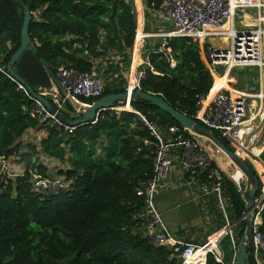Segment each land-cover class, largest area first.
Instances as JSON below:
<instances>
[{"label": "trees", "instance_id": "16d2710c", "mask_svg": "<svg viewBox=\"0 0 264 264\" xmlns=\"http://www.w3.org/2000/svg\"><path fill=\"white\" fill-rule=\"evenodd\" d=\"M22 1L32 17L28 33L36 55L54 73L59 66L91 73L92 62L82 58L86 55H115L128 61L136 33L132 0ZM142 1L150 9L158 8L161 2ZM22 20L19 3L0 0L2 66L19 47ZM137 40L138 36L135 43ZM168 49L176 61L174 67L167 57ZM144 57L145 64L139 69L145 73L140 90L157 95L194 119L198 98H205L212 84L198 45L187 38L172 37L160 41ZM120 79L114 86L104 82L99 97L124 91L125 79ZM218 82L219 87L224 83L220 79ZM99 97L66 99L60 113L73 120L80 114L78 103L90 105ZM129 105L130 110L111 109L124 106L116 101L92 122L71 130L64 125L41 124L32 112L33 102L0 72V157L21 166L12 176L0 165V264H180L168 247L152 243L141 230L143 200L136 190L152 175L157 141L139 115L152 122L164 140L173 138L167 130L171 125L177 126L185 137L190 133L145 99H136ZM37 125L44 126L45 136L39 142L22 141L23 134ZM206 129L234 151L222 131ZM160 130L165 131L167 138ZM52 160L62 164L56 176L68 186L58 194L43 197L33 192L32 174L52 177ZM244 162L258 177L250 160L244 158ZM255 162L264 172V165ZM210 166L215 168L213 163ZM221 185L227 222L231 223L245 212L249 183L245 178V184L240 183L237 191L222 175ZM261 187L259 181L255 198ZM260 219L259 231L264 237V205ZM244 226L242 219L232 227L234 246L229 235L222 237L223 263L232 264ZM248 263L255 264L251 246ZM205 264L221 263L208 254Z\"/></svg>", "mask_w": 264, "mask_h": 264}, {"label": "built area", "instance_id": "2783aa9c", "mask_svg": "<svg viewBox=\"0 0 264 264\" xmlns=\"http://www.w3.org/2000/svg\"><path fill=\"white\" fill-rule=\"evenodd\" d=\"M132 1L134 3V0ZM152 10L156 11L168 26V30L160 34L164 42L172 37H183L196 43L203 52L211 73H215L218 66L229 70L254 67L258 69L259 77H262L260 74L264 71V0H161L158 8ZM169 52L170 50H167V57L170 66L174 67L176 61ZM0 72L33 102L32 112L37 116L39 123H50L57 127L64 125L65 129H73L31 96L24 84L6 71V65H0ZM54 74L64 94H61L53 83L51 87H34V90L59 112L66 99L96 98L101 95L104 80L97 73H84L59 66ZM144 77V70L137 71L132 83L127 84L125 90L129 93L140 89V81ZM205 100L206 98H198V110L194 115V119L203 127L222 131L232 146L245 140L252 143L256 139V127L264 123L263 91L259 90L253 94L240 93L238 97L217 92L206 103ZM128 108L129 104H124L111 109L120 111ZM139 117L157 141V149L152 159V175L136 190V195L143 200V235L154 244L168 247L171 255L179 259L180 264H205L208 254L214 255L218 262L225 264L222 262L223 255L219 246L212 245L209 240L203 243L184 241L167 228L154 203L160 188L170 186L169 174L174 166H177L181 174L197 181L200 196L205 197L210 193L215 196L217 206L227 222V203L221 185L222 173L210 166L212 162L196 144L198 135L194 136L193 132L186 130L190 136L185 137L177 126L171 125L167 130L173 138L164 140L152 122L142 115ZM241 150L234 151L241 155ZM214 152L219 153L220 150L215 147ZM0 165L1 170L6 169L2 157ZM67 186L62 177L32 174V189L37 195H55L66 190ZM263 193L264 189L255 199L252 211L254 222L250 246L255 264H262L260 259L264 257V237L259 231L260 211L264 205ZM198 197L195 198L197 203ZM242 219L244 213L236 221L227 222L225 226L224 235H229L233 246L231 229Z\"/></svg>", "mask_w": 264, "mask_h": 264}, {"label": "crops", "instance_id": "0c3cea01", "mask_svg": "<svg viewBox=\"0 0 264 264\" xmlns=\"http://www.w3.org/2000/svg\"><path fill=\"white\" fill-rule=\"evenodd\" d=\"M133 4L134 10L137 14V8L139 5L138 9H140L141 13V36L139 37L137 35L136 30L135 40L138 36L137 44L135 43V47L132 46V49L129 52L130 57H128V61L125 62L120 57L115 55H108L106 57H91L87 55H82V58L84 60H89L92 62L93 68L91 72L101 75L104 82L106 84H109L110 86H114L120 83V77L125 79L126 86L127 84H131L132 78L135 73L139 71L142 65L144 66L145 64L144 55H146L147 52L150 51L154 46L159 44V42L161 41L160 34L168 30V26L165 21L161 18V16L156 11L150 9L149 7H146L142 0H134ZM216 44L219 43L216 42ZM161 48L162 47H160V49ZM199 53L203 64L212 76V84L205 98H208L210 90L213 88V86L215 92L211 95L210 98H212L213 95L217 92L228 94L231 97H238L240 93L253 94L258 92L259 90L264 92V71L260 74L262 76L261 78L259 77L258 69L254 67L234 68L229 70L223 66H218L216 68V72L211 73L207 68L206 58L203 56V52L199 50ZM216 78L224 82L220 87L219 82H214ZM79 104L82 103H78V105ZM130 109L131 107L129 105V108L127 110ZM160 132L163 133V135L167 138V135L165 134L164 130H160ZM256 133V139L252 143H249L248 140H245L235 146L233 145V147L234 150L242 149V153L240 156H242L243 159L247 158L250 160L259 177V169L256 166L255 160L260 161L264 165V161L262 160V155H264V123H261L256 127ZM45 134L46 130L44 126L37 125L34 128L28 129L21 137V140L27 141L26 139L31 140L30 138L33 137L34 140H36L34 142H39L40 139L45 136ZM206 142L205 144L208 145V147L212 151H214L215 146L212 145L210 141ZM219 159L220 158L218 156V162ZM20 170V165L14 167V173H18ZM261 172L264 173L263 171ZM168 180L170 186H164L160 188L154 199L157 200L156 198H159L155 206L160 215L164 216V214L168 212L161 197V191L165 188H181L185 190L187 189L189 192V197L191 196L193 200H195L196 196H199L198 203L196 200L194 202L196 207L203 209V215H194L193 218H190L189 220H187V222H185L186 224L178 222L170 223L168 219H165L166 221L164 224L166 225V227L176 233L177 236L184 241L201 243L202 241H204L203 238L206 237V241L209 240L212 245H215L217 243L216 245L220 247L223 255V250L220 241L224 236L226 225L221 228H219V226L226 220L224 219L219 207L217 206L215 196L212 193L206 195L205 197L200 196L197 181L193 180L187 175L181 174L177 166H174L173 170L170 172ZM238 184L240 186L239 182ZM249 186L250 185H248V190ZM216 237H218V239ZM233 258H235V255ZM260 260L261 263L264 264V257H261Z\"/></svg>", "mask_w": 264, "mask_h": 264}, {"label": "water", "instance_id": "95a60500", "mask_svg": "<svg viewBox=\"0 0 264 264\" xmlns=\"http://www.w3.org/2000/svg\"><path fill=\"white\" fill-rule=\"evenodd\" d=\"M7 1L17 2L20 4L23 10V20L20 29V44L17 50L10 56V59L6 64V71L18 82L24 84L31 96L39 100L47 110L55 113L62 122L69 126L75 127L79 124L92 122L101 111L110 109L111 105L116 101L123 102L124 104H129L130 102L139 98L145 99L167 113L185 130L196 132L199 133V135L206 136L207 139L212 142V144L217 147L238 170L241 171L242 175L247 179L250 186L244 204L245 226L243 233L239 238L233 264H249L248 253L254 222V213H252V211L255 207V193L258 189V183L260 179L250 172L248 166L244 162L243 157L238 155L235 151H231L226 148L217 138H215L210 133V131H208L192 117L187 116L184 112L175 109L164 99L158 97L157 95L143 92L140 89H134L129 93L124 90L119 93L106 94L97 98L90 105L77 104V109L79 110L80 114L73 120L65 119L53 104H51L46 98L42 97L34 90V87H51L53 83L61 94L65 93L63 88L57 81L55 74L51 70V68L36 55V46L31 42L30 35L28 33V24L32 18L30 11L22 0ZM196 144L208 156L210 161L214 164L215 168H217L226 179L231 181L235 189L239 191L240 186L238 182L233 179L232 173L230 174L225 171V169L217 161L216 156L208 147V145H206L201 139H197Z\"/></svg>", "mask_w": 264, "mask_h": 264}, {"label": "rangeland", "instance_id": "374dc122", "mask_svg": "<svg viewBox=\"0 0 264 264\" xmlns=\"http://www.w3.org/2000/svg\"><path fill=\"white\" fill-rule=\"evenodd\" d=\"M135 15H136V30H137L140 25H139L138 20H137L138 14L136 13ZM161 41H164V40L161 38ZM134 43H135V39L133 42V47H134ZM136 44H137V42H136ZM74 101H76V100H74ZM194 136H197V138L204 141V143L206 141L209 142L207 137L204 135H199V134L194 133ZM30 139H31L30 141H36V140H34L33 137H31ZM26 140H29V139H26ZM211 144H212V142H211ZM217 155L220 158L219 162H220L221 166L225 169L226 172L231 174L237 169L234 166V164L221 151L219 153H217ZM217 161H218V158H217ZM5 165H6V169H7V174L9 173V175L11 174L13 176L14 167L17 166L18 163H16V161L10 159L9 161L5 162ZM61 165L62 164L59 163L58 161L52 160L51 166H53V168L51 167V170L49 171V175L52 177H56V170H57V168L61 167ZM258 173H259V179H260V182L262 185L261 190H263L264 189V173H262L261 170H259ZM241 178H242V176L240 177V179ZM239 183H241L242 185L245 184L244 176L239 181ZM161 192H162L161 197L164 201L165 208L168 211L166 214H164V216L161 215L164 223L166 221L165 219H168V221L170 223L178 222V223L186 224L185 222H187V220H189L190 218H193L194 215L195 216H202L203 215V209L196 207L195 202H194L195 200H193L191 196L189 197V192L187 189L185 190V189H181V188H177V189L165 188ZM156 199L159 200V198H156ZM157 200H154L155 204H156ZM141 214H142V212L139 214L140 218H141ZM222 224H225V223H222ZM142 228H143V226H142ZM142 228H141V230H143ZM218 237H216V238L218 239ZM203 240L204 241H202L201 243L206 241V237H204Z\"/></svg>", "mask_w": 264, "mask_h": 264}, {"label": "bare ground", "instance_id": "6f19581e", "mask_svg": "<svg viewBox=\"0 0 264 264\" xmlns=\"http://www.w3.org/2000/svg\"><path fill=\"white\" fill-rule=\"evenodd\" d=\"M138 8H139V5H138ZM137 8V11H138V23H139V25H140V23H141V13H140V9H138ZM141 31H140V26L138 27V29H137V33H138V36L140 37L141 36V33H140ZM140 33V34H139ZM214 82H218V78H216L215 79V81ZM215 92V89H213V91H212V93L208 96V98H206V100H205V102L204 103H206L207 101H208V99L211 97V95L213 94ZM242 176V173H241V171L240 170H235L233 173H232V177H233V179L236 181V182H239L241 179H240V177ZM263 195H264V193H263Z\"/></svg>", "mask_w": 264, "mask_h": 264}]
</instances>
